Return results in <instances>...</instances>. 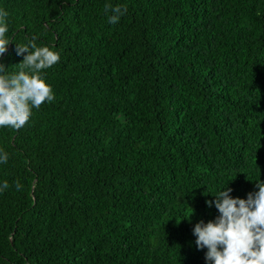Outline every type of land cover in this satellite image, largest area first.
Segmentation results:
<instances>
[{"label": "trees", "instance_id": "trees-1", "mask_svg": "<svg viewBox=\"0 0 264 264\" xmlns=\"http://www.w3.org/2000/svg\"><path fill=\"white\" fill-rule=\"evenodd\" d=\"M106 2L126 6L115 23ZM0 8L6 72L30 39L60 53L53 100L0 126V264H204V201L264 180V0Z\"/></svg>", "mask_w": 264, "mask_h": 264}, {"label": "clouds", "instance_id": "clouds-1", "mask_svg": "<svg viewBox=\"0 0 264 264\" xmlns=\"http://www.w3.org/2000/svg\"><path fill=\"white\" fill-rule=\"evenodd\" d=\"M111 8L108 21L115 23L126 10L121 4L104 5ZM8 13L0 8V55L10 43ZM17 56L22 55L20 67L15 72H6L0 60V126L19 128L30 117L33 107L54 98L52 85L45 79L42 69L60 59V53L47 44H37L35 39L14 45ZM8 155L0 149V163ZM8 186L0 180V191ZM17 188L21 185L17 182ZM233 189L225 185L215 191L212 199L205 200L214 207L216 214L211 218L197 219L191 226L194 244L203 249L204 264H264V180L257 179L253 190L243 196L232 195Z\"/></svg>", "mask_w": 264, "mask_h": 264}]
</instances>
